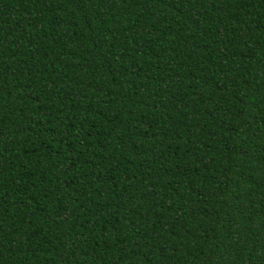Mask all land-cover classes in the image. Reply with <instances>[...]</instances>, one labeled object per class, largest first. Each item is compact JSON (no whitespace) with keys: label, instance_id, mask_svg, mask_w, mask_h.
<instances>
[{"label":"trees","instance_id":"16d2710c","mask_svg":"<svg viewBox=\"0 0 264 264\" xmlns=\"http://www.w3.org/2000/svg\"><path fill=\"white\" fill-rule=\"evenodd\" d=\"M0 264H264V0H0Z\"/></svg>","mask_w":264,"mask_h":264}]
</instances>
